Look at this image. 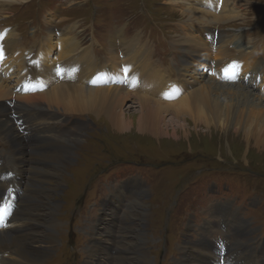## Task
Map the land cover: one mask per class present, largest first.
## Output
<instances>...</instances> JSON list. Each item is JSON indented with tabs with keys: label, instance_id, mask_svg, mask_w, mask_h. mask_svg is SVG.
<instances>
[{
	"label": "rangeland",
	"instance_id": "1",
	"mask_svg": "<svg viewBox=\"0 0 264 264\" xmlns=\"http://www.w3.org/2000/svg\"><path fill=\"white\" fill-rule=\"evenodd\" d=\"M4 1L0 2V34L15 31L18 56H9L19 58L18 64L23 66L14 69L6 85L15 87L21 77L30 76L44 81L40 64L29 60L43 46L49 49L47 59L56 64L57 71L70 57L66 55L67 44L74 42L81 50L72 55L91 52L93 62L100 63L99 69L104 65L100 59L105 50L113 53H106L103 60L113 55L123 60L124 42L140 40L143 47L137 46L135 51H147L165 66L162 79L171 89L177 88L173 81L178 76L183 78V86L187 70L196 65L197 73L185 91L192 94L200 87L218 84L224 92L218 89L211 93L216 102L242 107L229 127L217 122L207 126L185 110H171L150 119L140 130L139 108H134L133 98L123 107L122 116L129 125L120 127L105 116L69 115L52 111L44 103L23 105L30 108L26 113L16 110L13 101L8 102V116L0 119L9 120V128L19 134V141L13 146L0 133V198L4 195L14 205L11 213L15 208H25L27 220L19 224L26 229L25 239L14 234L20 242L9 250L13 256L2 255L3 261L28 264L13 259V252L24 251L20 243L26 250L31 246L40 249L43 239H39L45 237L52 218L55 227L50 232L56 238L53 249L49 253L43 251L46 247L29 250L43 257L39 264H94V260L95 264H212L207 258L217 262L216 252L224 243L228 248L242 246L264 264V239L255 241L264 234V115L240 103L226 89L241 87L264 99V78L257 82L250 74L264 71V0H226L233 3L231 8L242 10L240 17L201 24L202 34L210 35L211 41H203V35L195 33V40L207 46L206 53L188 57L179 41L186 36L182 25L188 20L181 14L184 8L178 2L182 0ZM211 1L214 5L205 6V10H215L219 0ZM113 24L119 28L117 33ZM116 34L123 37L121 50L115 38L111 40ZM186 37L192 39L191 35ZM233 60L238 67L243 66L238 70ZM223 66L224 72L212 75ZM98 78L92 76L87 84H99ZM23 81L17 87H23ZM175 92L168 101H161H174L184 93L178 88ZM245 98L250 103L251 99ZM40 113L42 120L29 121L32 114ZM33 124L39 125L37 133L29 130ZM248 125H253L251 133L246 131ZM3 127L0 124V131ZM15 151L19 156H14ZM218 201H231L241 208L238 217L246 220L240 223L243 237H234L222 228ZM19 221L17 218L15 222ZM235 222L228 220L229 230ZM16 227L15 223L7 224L9 229ZM95 239L101 245L93 243ZM208 242L211 252L205 251ZM237 256L228 257L227 264L248 261Z\"/></svg>",
	"mask_w": 264,
	"mask_h": 264
},
{
	"label": "bare ground",
	"instance_id": "2",
	"mask_svg": "<svg viewBox=\"0 0 264 264\" xmlns=\"http://www.w3.org/2000/svg\"><path fill=\"white\" fill-rule=\"evenodd\" d=\"M172 1L173 3L176 2V0H172ZM202 1H204L202 5L196 7L194 6V5H199V3ZM2 2L5 1L2 0ZM231 3L232 2L230 1L219 0L218 3H216V6H214L215 7L214 11H207L204 9L205 6L207 7L214 5V3H212L211 0H199L193 3L187 0L186 2L185 0H182V2L180 3L178 2V4L182 6V8H184L183 12L181 13L182 16H186L188 18V20H186L187 22H184V26L182 25V27L186 28L184 30L186 33L184 34V36L185 35L192 36V39H189L186 36L179 39V41L182 42V47L184 48L183 53H185V56L188 57V55L190 56L193 54H198L200 56L201 52L206 53L207 46L195 40V35H196L195 33L199 32V34L201 33V35H203L202 31L204 32V29L202 28L201 24H205L207 21L208 22L230 21L240 17L238 16L239 15L238 13L242 10L239 9L238 6H235L237 8L235 12V7L231 8V5L233 4ZM191 23H197V24L196 26L194 25L191 26L192 25ZM189 27H192L191 32L188 31ZM72 29L74 28H70V30ZM209 36H205L204 33L203 41L205 40V38L207 41H211L209 39ZM122 38H123L122 35L116 34L115 36H112L111 40L114 39L116 41V44L122 48ZM16 40H17V34L15 33L14 30H7L0 34V48L3 49V53L2 55H0V101L3 102V103L0 102V118L1 117L4 118V116L5 118H7L8 116L7 112L9 111V107H8L9 105L7 106V104L8 102L13 101L15 103L14 106L16 107V110L18 111L25 110L26 113L30 111V108L27 107L24 109L25 106L23 105L28 106L30 104L34 105L38 103L39 104L44 103L47 105V108L52 109V111L53 109H58V110H62L64 113L69 115L91 113L96 116H105L116 126L119 127L121 125L127 126L129 125V123L122 116L125 114V110L123 109V107L130 98H133V100H131L132 103L133 104L135 103V105H137L134 108H139L138 113L140 114V117L138 121H139L140 130H142L141 127L145 129L146 127L145 124L147 123V121H150V119L157 116H161L162 114L161 112H168L171 110L172 111L185 110L187 111L186 112L187 115L191 116L195 120H199L203 123H206L207 126L209 122L210 123L217 122L221 127L222 126L229 127L230 124L233 123L235 116H237V114L240 112L242 107L239 106L237 103L234 104V106H231L228 104L223 105L220 104L219 102H216L213 96L211 95V93L219 92L220 88L218 84L216 85L218 86V88L216 86L214 87L212 85H207L204 88L200 87L199 90L195 91L192 94H189L188 91H185L189 89L188 86L190 83L189 80L192 77H194L192 75H196L197 73L196 65H194L195 67L192 68L191 70H187L186 72L187 78L184 79L183 86H182L183 78H181L180 76H178V79L176 81H173L175 83V87H177L181 92L184 93L180 94L177 98H175L174 101L162 102L161 101L162 99L168 101L167 98H171L175 96L177 94V92H175L177 88L171 89L169 83H168L169 86H167V84L162 79L164 75L163 73L166 72V68L164 65L153 60V57L147 51H143V52L135 51L137 46L143 47L140 46L139 44L140 40L124 42V46L126 45L127 46L125 48L126 52L124 54L123 60H121V56L118 57L117 55H113V56L110 55L111 57L105 58L103 62H101L104 65L102 66V68L99 69L98 67L100 63L98 62V60L97 63L93 62L95 60L93 59V57H91L92 56L91 52L90 53L84 52V54L81 55L80 52L83 51H79L80 54L74 56L72 55L74 54V51L76 52L78 50H81V48L78 45V42H74L75 45H72V43L70 45L69 43L67 44L68 50L66 52L67 56L70 57L73 56L72 59H69L70 58L69 57L68 60L65 63H63L64 65L60 68V70L57 71L55 70L56 64L54 62H51L49 59H47L48 57L47 51H49V49L43 46L37 51L38 53L36 52L37 54L35 56H30L29 60L35 59L34 62L40 64L41 66L40 76L44 78V81L41 82V78L39 77L37 78V76L32 78L30 74H26V76H30V77L27 78L21 77V79L18 80V82H16V84L14 85L15 87L6 85L8 83L7 77L14 72V69L16 67L23 69V66L18 64L19 58L12 59V57L18 56V51H16L18 49V44L15 43ZM67 40H71V39L69 38ZM115 41L113 42L114 45H115ZM246 46L248 47V44ZM199 49H201V51H198ZM85 51H89V49H86ZM107 53H113V51L109 50L107 51ZM9 55H11L12 57ZM241 66L243 65L240 64L239 67ZM239 67L236 66L238 70ZM224 71H225V66L221 68V71L219 73H216L215 70V72H213L212 75L213 76L219 75ZM190 73L191 75H189ZM228 73L226 72V74ZM92 76L99 77L98 78L100 81L99 84L90 85V86L88 85L89 83L87 84V81L90 80ZM23 79H24L23 87L22 86L17 87L19 82H21ZM216 79H220V76H217ZM247 79L249 78H246V80ZM226 89H229L228 93L232 94L234 97H237L240 103L242 104L246 103L250 107L259 109L256 112L260 115H264V99L258 98L251 92H248L241 87H226ZM220 91L224 92L222 90ZM245 97H249L251 99L250 103ZM130 108L133 107L131 106ZM32 119L33 121H31ZM39 119L42 120L41 113L39 115L32 114L31 118H29V121L34 123V121ZM0 124L6 127V128L3 127L0 133H2V135H4L8 139V141H10V143L13 144V146L18 144L19 134L16 135L15 129H13L12 127L9 128L10 126L9 120H6L4 122V120L0 119ZM25 125L26 124L24 123V126ZM252 126L253 125L246 126V131L248 133H251ZM38 128L39 125L33 124L31 125L29 130L32 133H37L39 131ZM26 130L27 129H25V131ZM14 154H15L14 156L16 155L19 156L17 151H15ZM64 157L65 156L63 155V158ZM62 160L63 159H61L60 161ZM60 161L58 162V164L61 163ZM3 197L5 196L2 195L0 201L3 199ZM22 208H19L18 211H16L17 208H15V211L13 209V213H11L13 219L11 218L8 219L9 223H15L17 225L15 229H9L7 228V225L0 229V264H6L3 261L2 255L13 256L12 252H10L9 250L13 249V247H16V245L20 242L19 241L20 239L15 240L13 235L20 234L17 235V238L21 236L22 240L25 239L26 237V235H23V232H25L26 229H24L22 226L19 225L20 223H22V219L27 220V218H24L26 212L25 208L23 210ZM17 218L20 219L19 222H15ZM53 222L54 220L52 218L48 220L49 225L47 226L49 230L44 238L39 239V240L43 239L42 241H39L41 245L40 249H36V247L31 246L32 248L30 247L29 250L32 249L33 251L34 249L37 251V250H42L46 247V249L43 251L49 253V251L53 249L52 248L53 243H55V239H56L55 235H53L50 232V229H53L55 227L53 225ZM35 241H36L35 238L33 239V241L29 240L30 245L32 244V242ZM92 242L93 243L97 242V240L96 239L92 240ZM208 243H209L208 248L206 247L205 251H209L210 247L212 246L211 242ZM97 245L99 246L101 245V243L97 242ZM2 246H4L5 248H1ZM19 246H20L19 248H21L24 251L17 250L16 252H13L14 253L13 259L19 258V260H23V262L25 261L28 264L40 263L43 257L38 258L32 255L30 251L26 250V248H24L21 243L19 244ZM195 254L199 256V254H197V251ZM220 256L218 262L215 264L220 263ZM207 261L208 263L213 264V258L211 256L210 258H207ZM16 264L19 263L17 262ZM225 264H227L226 261Z\"/></svg>",
	"mask_w": 264,
	"mask_h": 264
},
{
	"label": "snow or ice",
	"instance_id": "3",
	"mask_svg": "<svg viewBox=\"0 0 264 264\" xmlns=\"http://www.w3.org/2000/svg\"><path fill=\"white\" fill-rule=\"evenodd\" d=\"M2 53H3V49H2V48H0V55H2Z\"/></svg>",
	"mask_w": 264,
	"mask_h": 264
}]
</instances>
